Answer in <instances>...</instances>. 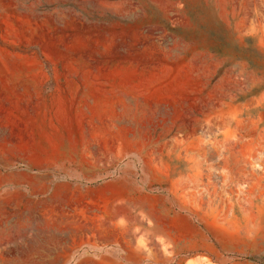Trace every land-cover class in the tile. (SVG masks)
Here are the masks:
<instances>
[{"label":"rangeland","instance_id":"obj_1","mask_svg":"<svg viewBox=\"0 0 264 264\" xmlns=\"http://www.w3.org/2000/svg\"><path fill=\"white\" fill-rule=\"evenodd\" d=\"M126 167L173 204L164 237L136 211L86 253L34 210L0 264H264V0H0V175Z\"/></svg>","mask_w":264,"mask_h":264},{"label":"crops","instance_id":"obj_2","mask_svg":"<svg viewBox=\"0 0 264 264\" xmlns=\"http://www.w3.org/2000/svg\"><path fill=\"white\" fill-rule=\"evenodd\" d=\"M131 173L126 167L114 178L96 185L56 179L50 174L41 177L0 175V256L5 253L3 248L7 239H34L33 232L21 231L23 227L34 226V210L50 216L48 222L52 223L55 222L54 215H57V220L67 225L66 230L70 231L71 237L83 238L86 231L90 232L88 235L100 242H86L79 246L86 253L100 250V254H115L113 248L103 251L104 247L114 245L112 239L118 238L114 221L117 216L131 215L136 211L151 218L153 233L164 237L165 222L169 225L176 222L173 204L163 195H154L156 200L152 204L151 194ZM152 212H158V215L152 216ZM186 224L190 237L197 236L198 228L189 217H186ZM33 245L21 242L20 249L16 248L14 253V261L34 263V252L21 250ZM5 261L0 259V262Z\"/></svg>","mask_w":264,"mask_h":264},{"label":"trees","instance_id":"obj_3","mask_svg":"<svg viewBox=\"0 0 264 264\" xmlns=\"http://www.w3.org/2000/svg\"><path fill=\"white\" fill-rule=\"evenodd\" d=\"M249 259H251V260H252L253 258H249Z\"/></svg>","mask_w":264,"mask_h":264},{"label":"bare ground","instance_id":"obj_4","mask_svg":"<svg viewBox=\"0 0 264 264\" xmlns=\"http://www.w3.org/2000/svg\"><path fill=\"white\" fill-rule=\"evenodd\" d=\"M67 238V237H66Z\"/></svg>","mask_w":264,"mask_h":264}]
</instances>
